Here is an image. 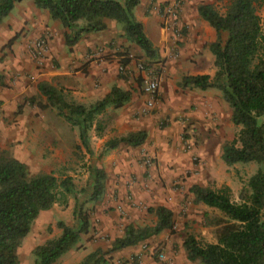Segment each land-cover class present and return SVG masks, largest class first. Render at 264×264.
Listing matches in <instances>:
<instances>
[{
	"label": "trees",
	"instance_id": "trees-1",
	"mask_svg": "<svg viewBox=\"0 0 264 264\" xmlns=\"http://www.w3.org/2000/svg\"><path fill=\"white\" fill-rule=\"evenodd\" d=\"M21 1L0 0V21ZM30 1L68 32L63 36L67 47L73 46L83 34L103 31L106 28L104 21L109 20L118 25L122 37L142 53L147 63L157 59L156 50L133 15L140 0ZM261 1L227 0L223 14L209 5L199 4L196 8L198 17L215 33V40L208 45L214 72L211 77L183 76L180 87L219 91L222 101L230 109L229 121L237 128L231 140L221 146L220 159L226 167L253 163L257 169L238 193V202L230 200L227 186L216 190L197 185L189 187L193 203L214 209L225 217L223 223L217 221L214 224L218 227L214 243H200L190 235L183 239L182 247L189 262L264 264V17L260 19L256 14ZM11 42L8 41L6 46ZM126 54H119L118 65L127 66L130 60ZM118 76L123 79L122 75ZM37 91L70 128L76 129L79 144L88 155L91 152L87 134L91 129L96 136L101 134L104 123L100 117L105 109H119L131 97L129 91L112 87L102 99L84 106L46 83L38 84ZM145 138V132L138 131L109 140L103 144L98 157L119 145L140 147ZM87 173L88 200L98 202L104 193V172L88 166ZM73 190L70 177L58 179L44 173L30 176L22 163L0 152V264H18L16 251L29 233L32 222L53 205L65 206L67 196ZM146 213L155 218L154 225L126 226L122 236L111 242L106 253L134 247L164 231L173 233L170 210L156 206L147 208ZM72 215L73 226L57 222L59 236L32 250L34 264H55L78 243L80 235L88 233L89 213L75 207ZM102 263V252L94 251L77 264Z\"/></svg>",
	"mask_w": 264,
	"mask_h": 264
},
{
	"label": "crops",
	"instance_id": "crops-1",
	"mask_svg": "<svg viewBox=\"0 0 264 264\" xmlns=\"http://www.w3.org/2000/svg\"><path fill=\"white\" fill-rule=\"evenodd\" d=\"M23 2L27 5V8L22 9L13 24L14 35L10 32L4 34L6 41L12 40L6 50L15 52V59L6 63L7 69H14L12 71L16 72L24 70L31 79L36 78L39 83L43 82L61 89L73 101L84 106H89L102 99L112 87L127 90L131 94L130 100L121 108L112 109L107 107L105 109L104 113H110L111 118L108 123L103 124L104 129L99 136L95 135L93 129L87 134L88 146L91 152V155L87 154V157H93L96 160L95 167L103 170L105 175L104 191L117 192V198L112 199L110 204L120 208L122 214L126 216L118 221L112 219V217L104 219V230L111 233L112 229L124 225L142 226L141 220L138 219L146 212H141L131 204H127L124 193L129 194L132 203L135 205L142 204L147 208L165 207L172 213V222L177 218L176 220L182 223L184 220L178 217L181 202L179 192L181 189H186L187 194L190 195L188 193L189 187L197 179H200V173H198L197 167L191 164L190 157L198 156L208 160L214 146L208 154L205 150V143L216 138L222 140L221 127H230V109L222 101L219 91L215 89L197 90V93L195 92L193 96H189L187 92L182 93L173 88L170 91L168 85L160 78L157 98L166 102L169 110H165L161 105L162 102L159 103L158 101L157 105L159 103L158 108H160L158 115L159 117L165 113L169 115V126L158 132L152 124L151 117L141 115L140 104L143 101L141 90L134 88V86H128L132 83V61L130 60L126 66V69L129 70V77L124 80L117 74L116 68L121 58L119 54L123 53L129 45L122 37L117 24L106 20L104 21L106 28L103 31L83 34L73 46L67 47L63 36L68 32L57 21L51 20L45 10L35 8L30 0H22L19 3ZM197 6L193 7L189 2L185 6L186 9H183V16L186 17L185 11L190 10V15H194L193 18L198 19L191 28L194 37L196 36V41L194 43L192 40L190 41L191 44L188 47L191 49V53L187 54L189 56L183 59V62H192L190 67L185 68L189 71L186 76L208 75L211 77L212 71L200 72L196 68L197 65H194L195 62L192 61L195 58V53L198 54L199 50L205 51L204 45L208 49V45L215 40L214 31L198 17ZM138 8L139 5L134 8L133 15L136 21L142 25L145 36L158 53L161 51L166 52L169 41L166 39L165 29L159 27V20L153 14L151 17L139 16ZM193 9L194 14L192 13ZM17 37L18 39H16ZM38 37L43 38L47 44L44 57L33 62L32 66L28 65L27 61L26 63H18V60L29 59L28 55H25L27 52L25 47ZM194 51L196 52L194 53ZM203 56L208 63L212 62V56L209 52ZM198 59L201 58H196V61ZM193 67L196 69H193ZM187 89L184 88V90ZM189 105L196 106V109L183 113L182 109L189 107ZM181 115L187 118L181 119ZM189 122L190 124L194 123V125L188 126ZM197 122L202 123V126L209 127L211 133L207 134L206 129H203L204 132L198 136V130H195L199 125ZM46 125L48 136L59 140L62 135L54 128L56 124L48 125L46 122ZM214 127H217V129L214 130ZM184 130L186 134L190 135L188 141L192 144V149L189 152L182 151L180 146V133ZM138 131L145 132L146 138L136 151L119 145L115 149L105 152L103 156L98 157L105 142ZM70 134L71 139L65 144L64 149L66 156H70L72 152L71 144L84 153L79 144L77 132L72 130ZM206 137L210 138L207 139ZM53 152L54 156H57L59 150ZM143 159H150L152 165L147 168L144 167ZM209 173L212 174L208 170ZM86 177L88 178L87 172ZM153 221L155 223L154 217ZM203 234L204 232L201 233V235ZM121 236L122 233L116 238ZM209 237L210 239L208 238L206 243H214V239H211V236ZM114 239L112 238L111 242ZM152 241L161 243L160 246L165 251V255L171 259L172 264H199L197 261H187L185 250L182 247L183 240L167 231L155 236ZM123 258L127 260L125 264H159L150 259L151 257L145 252L141 253L136 246L109 253L103 264H121Z\"/></svg>",
	"mask_w": 264,
	"mask_h": 264
},
{
	"label": "rangeland",
	"instance_id": "rangeland-1",
	"mask_svg": "<svg viewBox=\"0 0 264 264\" xmlns=\"http://www.w3.org/2000/svg\"><path fill=\"white\" fill-rule=\"evenodd\" d=\"M116 1L122 2L123 0ZM170 2L171 0H149L148 3V0H140L138 4V15L141 17H151L153 14L158 18V25L162 28L163 9ZM189 2L193 7L199 4L209 5L219 14H223L228 5L227 0H182L177 18L171 21L167 29H165L169 47L166 52L161 51L158 53L156 51L157 59L154 60L153 63H147L142 53L133 44L128 42L129 45L124 49V52L125 54L127 53V56H130L129 60L132 61L133 67V72L131 73L132 83L128 86H134V88L140 90L141 85L137 78L136 65L141 63L144 64L147 69L157 72V76L162 78L161 81L168 85L170 91L171 88H173L182 93L187 92L189 96H193L195 92L197 93V89L188 88L184 90L180 87L181 78L189 73L185 68L190 67L192 64L191 61L183 62V59L187 58V56H189L187 54L191 53V49L188 47V45L191 44L190 41L192 40L193 43L196 41V36L194 37L191 28L198 19L193 18L194 15H190V10H188L189 12L187 10L185 11L187 14L186 17L182 15L183 9H186L185 6ZM26 8L27 5L24 2L17 3L8 13L7 17H4L0 21V152H5L8 157L22 163L30 176L44 173L52 174L58 179L70 177L74 190L67 196V203L65 206L53 205L50 210L41 212L36 217L31 224L29 233L21 241L16 251L17 261L18 264H34L35 258L32 255V250L42 245L44 241L59 236L60 230L56 227L57 222H62L67 226H73L75 220L72 212L75 207L80 208L85 213H89L88 233L80 235L78 243L61 256L55 264H77L83 257L94 251L102 252V258L105 260L109 254L106 253V251L109 249L108 246L111 245V239L121 235L126 227L125 225L118 228L116 227L112 229L111 233L104 230V219L112 217V219L118 221L126 217L119 212L116 206L114 207L110 204L112 199L117 198V192L104 191L98 202H90L88 200L90 193L87 190L88 178L86 177V172L88 166H95L96 160L93 159V157L88 158L85 151L82 153L75 148L73 144L70 145L72 149L70 156H66L64 153L65 144L71 139L70 132L72 130L76 131V129L70 128V126L56 114V111L46 103L44 97L38 93L37 85L43 82L39 83L36 78L31 79L29 74L26 73V71L24 72L23 69L21 72H16L12 71L14 69L6 68V63L8 61L12 62L15 59V52L13 50H6L9 46H6L8 40L6 41L4 34L10 32L14 35V30H12L14 28L13 24L15 20H17L18 15L22 12V9ZM192 13L194 14V9ZM256 14L260 19L264 17V0L256 7ZM17 36L19 37V34ZM18 37L16 39H18ZM39 38L40 37L36 39ZM27 47H25L26 51ZM205 47L204 45L205 51L199 50L198 54L194 51L195 60L191 57L190 59L195 62L194 65H197L196 68H198L200 72H214L212 62L208 63L203 56L205 53L209 52ZM25 55L27 56V52ZM198 57L201 59L196 61ZM26 61L28 65L32 66L33 61L28 58L27 60H18V63H26ZM196 68L193 67V69ZM129 76V74L123 76V79L125 80ZM156 100L154 109L141 115L151 117L152 124L156 127V131L160 132L161 129L169 126V115L165 113L159 117V103L162 102L161 105L167 111L169 107L166 102H163L161 99L159 100L156 97ZM158 101L159 103L157 105ZM142 102L140 104L141 108ZM193 109H196V106L189 105V107H185L182 110L183 113H185ZM155 116L156 118H154ZM110 118V113H104L100 117L101 122L105 124L108 123ZM185 118L187 117H181V119ZM46 122L48 125L53 123L54 125L56 124L54 128L62 135L59 140L48 136ZM197 123L199 125L195 130H198V136L204 132L203 129H206L205 132L207 134L211 133L209 127H205V125L202 126L200 122ZM190 125L193 126L194 123L190 124L189 122L188 126ZM213 129L215 130L217 127ZM221 130L222 132L220 133L223 134L222 140L216 138L205 143V150L208 154L214 146L208 160L198 156L190 157L191 164L197 167V171L200 173V179H197L192 185L208 188L210 190H216L221 186H227L230 190V200L238 202V193L246 187L249 176L255 172L257 166L253 163L235 164L232 167L223 165L220 159L221 146L231 140L237 128L230 123V127L227 128L222 126ZM180 137L181 150L186 151L183 147L182 140L186 141L190 139V135L186 134L184 130L181 131ZM206 138L209 139L210 137ZM191 145L190 143V146ZM138 148L139 147L131 148V150L136 151ZM191 149L192 148H190V150ZM54 150H59L57 156H54ZM192 158H195V160ZM144 167L146 166L144 165ZM208 170L211 171L212 174H208ZM179 193L181 195V202L179 204L180 212L178 217L184 221L180 223L176 220L177 218L174 219L172 234L181 240L190 235L195 237L200 243H206L208 238L210 239L209 236L215 241V232L218 227H215L214 224L217 221H219V224L223 223L225 217L214 209L207 208L202 204L193 203V199L191 195L187 194L186 189H181ZM127 196H129V194L124 193V197L126 198ZM131 205L141 212H146L147 206L145 205H135L133 203ZM138 220H141L142 226L132 224L131 226L140 228L144 226L152 227L154 225L153 216L147 213L143 214ZM202 232H204L203 235H201ZM154 237L139 243L136 247L143 251L142 246L145 244L146 247L159 248L162 253L165 254V251L160 246L161 243L152 241ZM150 257L154 262H157L155 255ZM129 259L131 260V258ZM126 262L127 260L123 258L121 264H125Z\"/></svg>",
	"mask_w": 264,
	"mask_h": 264
},
{
	"label": "built area",
	"instance_id": "built-area-1",
	"mask_svg": "<svg viewBox=\"0 0 264 264\" xmlns=\"http://www.w3.org/2000/svg\"><path fill=\"white\" fill-rule=\"evenodd\" d=\"M181 1L182 0H171V2L163 9L162 28L167 29L169 23L177 18V14L179 13L181 8ZM46 50L47 44L45 40L43 38H39L30 42L27 47V55L31 61L35 62L41 60L44 57ZM116 70L117 74L122 76H126L127 74H129L126 67L120 65H117ZM136 70L137 78L141 85V94L143 97L142 108L140 112L141 114H144L153 110L155 107L160 78L157 76V72L147 69L144 64H137ZM182 142L183 147L186 150L185 152H189L191 148L190 142L188 140H182ZM192 159L195 160V158ZM151 163L152 162L150 159H145L143 161V164L146 167L151 166ZM126 203L129 205L132 204V198L130 196L126 197ZM118 210L120 213H122L120 208H118ZM142 250L143 251L140 250V252L148 253L149 256L155 255V258L159 264H172L171 259L168 258L164 253H162L161 249L159 248L146 247L144 244L142 246Z\"/></svg>",
	"mask_w": 264,
	"mask_h": 264
}]
</instances>
